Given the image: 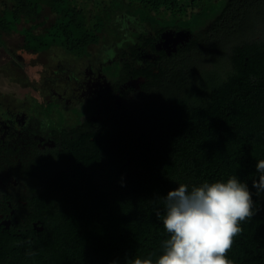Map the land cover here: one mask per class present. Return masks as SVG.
I'll return each instance as SVG.
<instances>
[{
  "label": "trees",
  "instance_id": "trees-1",
  "mask_svg": "<svg viewBox=\"0 0 264 264\" xmlns=\"http://www.w3.org/2000/svg\"><path fill=\"white\" fill-rule=\"evenodd\" d=\"M91 1L3 0L0 46L2 31H19L29 51L86 53L120 11L189 37L179 56L151 72L150 92L122 130L108 122L87 137L84 159L43 153L26 224L0 226V264L155 260L169 237L162 198L180 184L191 190L233 176L248 185L255 214L241 223L227 257L264 264V191L253 187L264 160V0ZM44 5L55 17L37 32ZM17 74L12 66L11 78Z\"/></svg>",
  "mask_w": 264,
  "mask_h": 264
},
{
  "label": "flooded vegetation",
  "instance_id": "flooded-vegetation-1",
  "mask_svg": "<svg viewBox=\"0 0 264 264\" xmlns=\"http://www.w3.org/2000/svg\"><path fill=\"white\" fill-rule=\"evenodd\" d=\"M139 19L120 11L109 22V38L105 28L88 52L59 47L67 56L52 51L51 61L42 55L51 48L29 51L23 39L15 51L4 39L0 46V90L4 87L0 91V226L26 224L28 199L38 190L43 173V153L67 150L85 158L87 137L103 131L108 122L115 121L121 128L150 92L151 72H158L156 66L166 64L172 54L182 53L186 38L177 33L181 28L157 29L156 24ZM91 45L98 46L95 52ZM28 54L37 62L30 65L26 85L20 73L11 78V67L25 70L21 60ZM33 224L38 228L37 221Z\"/></svg>",
  "mask_w": 264,
  "mask_h": 264
},
{
  "label": "clouds",
  "instance_id": "clouds-1",
  "mask_svg": "<svg viewBox=\"0 0 264 264\" xmlns=\"http://www.w3.org/2000/svg\"><path fill=\"white\" fill-rule=\"evenodd\" d=\"M256 170L261 175L253 187L261 192L264 160L256 164ZM162 199L163 226L169 234L162 242V253L155 260L134 257L130 264H233L227 253L242 232L241 223L255 214L246 183L233 176L227 182H205L191 190L180 184Z\"/></svg>",
  "mask_w": 264,
  "mask_h": 264
},
{
  "label": "rangeland",
  "instance_id": "rangeland-1",
  "mask_svg": "<svg viewBox=\"0 0 264 264\" xmlns=\"http://www.w3.org/2000/svg\"><path fill=\"white\" fill-rule=\"evenodd\" d=\"M1 1L3 0H0V3ZM8 4L11 3V0H5ZM81 1H85L87 3V5H91L92 4V1L91 0H81ZM103 3V2H101ZM2 6V5H0ZM141 15V14H139ZM54 17H55V12H53L51 10V8L48 6V5H44L43 7V10L41 11V14H40V17L39 19H45V23L39 27H37L35 30L38 31V30H42V28L44 26H48L53 20H54ZM21 24L23 23H20L18 24L19 26H21ZM104 33L105 35H107V37L109 38V34L110 31H109V27L108 29L104 30ZM103 35V33H102ZM1 38V36H0ZM5 39V42L7 44H9L15 51L18 50V48L21 46V43L23 41V34H21L19 31H12L10 33H5L3 35V37ZM18 47V48H17ZM98 46L96 45H91L90 46V49L95 52L97 50ZM52 51L53 53H57L59 54L60 57H66L67 55H65L64 53H62L61 49L59 47H56V46H53L50 51H46V52H42V55L49 61H51L50 59V55H52ZM36 57L28 54V55H25L24 59H22V63H23V66H26V69L25 70H19V67H13V70L14 71H17L18 73L21 74V77L23 79V82L24 84L26 85H29L30 81H29V70H30V65H34L37 60L35 59ZM54 59V57H53ZM4 90V87L0 90L1 92Z\"/></svg>",
  "mask_w": 264,
  "mask_h": 264
},
{
  "label": "water",
  "instance_id": "water-1",
  "mask_svg": "<svg viewBox=\"0 0 264 264\" xmlns=\"http://www.w3.org/2000/svg\"><path fill=\"white\" fill-rule=\"evenodd\" d=\"M190 31L189 30H184V29H181V30H178L177 31V33L179 34V33H181V34H183V35H185V38L186 39H188V37H189V33ZM127 162H129V160L127 161ZM42 225H40L39 227H38V229H42Z\"/></svg>",
  "mask_w": 264,
  "mask_h": 264
},
{
  "label": "crops",
  "instance_id": "crops-1",
  "mask_svg": "<svg viewBox=\"0 0 264 264\" xmlns=\"http://www.w3.org/2000/svg\"><path fill=\"white\" fill-rule=\"evenodd\" d=\"M52 47H53V46H52ZM52 47H51V48H52Z\"/></svg>",
  "mask_w": 264,
  "mask_h": 264
}]
</instances>
